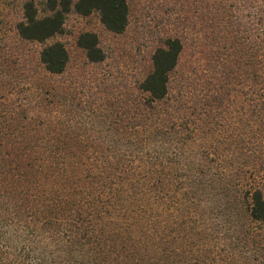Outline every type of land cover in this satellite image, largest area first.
<instances>
[{
  "label": "trees",
  "instance_id": "16d2710c",
  "mask_svg": "<svg viewBox=\"0 0 264 264\" xmlns=\"http://www.w3.org/2000/svg\"><path fill=\"white\" fill-rule=\"evenodd\" d=\"M233 8L222 51L206 52L199 76L217 86L207 94L215 123L190 119L187 77L172 96L179 37L154 49L139 97L100 130L58 113L54 86L3 81L24 65L0 69V264H264V0ZM92 13L113 34L129 24L128 0H23L15 32L42 45L45 75L60 76L69 55L54 37L68 15ZM76 44L104 62L95 33Z\"/></svg>",
  "mask_w": 264,
  "mask_h": 264
},
{
  "label": "rangeland",
  "instance_id": "374dc122",
  "mask_svg": "<svg viewBox=\"0 0 264 264\" xmlns=\"http://www.w3.org/2000/svg\"><path fill=\"white\" fill-rule=\"evenodd\" d=\"M246 2L247 0H128L129 24L122 34L108 32L100 23L97 13L86 17L70 14L65 20L63 34L53 39L65 46L69 55L68 66L64 74L49 76L37 64L42 45L22 41L15 32V25L22 18L23 0H0V66L2 59L8 58L12 62L2 65L0 69L16 72L22 65L27 69L22 71L21 68L15 77L9 76L3 81L15 82L21 86L43 82L54 86L59 91L58 113L69 110L71 115L73 113L79 116L81 128L90 129V124H94L100 130L106 126L103 124L104 119L112 120L114 116L118 117L120 113L126 112L125 108H121L123 100L130 103L131 99L139 97L135 87L149 71L154 49L166 37H179L184 49L171 80L172 96L177 95L187 77L188 91L183 102L186 107L184 109H188L189 114L192 113V108L194 110L195 114L190 119L196 120V123H215L222 119L218 115L221 110L207 107L212 104L207 94L214 95L217 86L206 85L199 76L209 68L206 52L214 53L213 56L217 57L222 51L218 31L222 36L229 35L231 22L234 20L231 17L233 7ZM38 6L41 14L42 8ZM219 6L224 7V12L218 11ZM241 20L243 22L246 19L243 17ZM81 32H93L98 36L106 57L103 63L91 64L87 61L84 52L76 44L77 35ZM206 36L209 37V42ZM210 61L211 74L214 76L218 70L212 67L216 60L212 57ZM67 93L69 95L65 99ZM102 104L108 108L100 107ZM110 111L111 114H108ZM128 113L130 114L129 111ZM241 258L244 260L248 256ZM215 261L217 259L213 256L209 259L210 264H217Z\"/></svg>",
  "mask_w": 264,
  "mask_h": 264
}]
</instances>
